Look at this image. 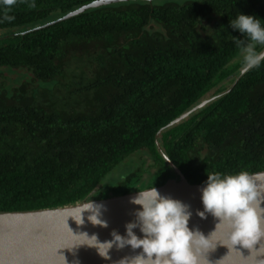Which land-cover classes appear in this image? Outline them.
Returning a JSON list of instances; mask_svg holds the SVG:
<instances>
[{
    "label": "trees",
    "instance_id": "trees-1",
    "mask_svg": "<svg viewBox=\"0 0 264 264\" xmlns=\"http://www.w3.org/2000/svg\"><path fill=\"white\" fill-rule=\"evenodd\" d=\"M92 1L0 0V213L177 177L158 132L240 75L230 20H264V0H132L48 24ZM158 139L192 183L264 170V63Z\"/></svg>",
    "mask_w": 264,
    "mask_h": 264
},
{
    "label": "clouds",
    "instance_id": "clouds-1",
    "mask_svg": "<svg viewBox=\"0 0 264 264\" xmlns=\"http://www.w3.org/2000/svg\"><path fill=\"white\" fill-rule=\"evenodd\" d=\"M6 2L11 4L13 0ZM230 27L243 35L242 39L234 40L243 56L242 71L246 73L260 67L264 63V51H258L257 46H264V20L240 12L230 20ZM201 201L203 210H197L196 214L202 219L211 214L219 220L208 236L189 227L192 211L188 204L162 196L154 186L139 191L131 199L132 204L141 207L135 210L134 220L125 224L123 235L113 230L110 240L101 241L95 233L73 234L67 226L77 241L73 246L94 248L104 260H111L110 252L114 247L117 250L127 246L133 250L142 249L139 254L122 257L114 264H210L207 253L214 251L217 243L230 244L232 250L235 245H241L255 255L264 253V171L207 174ZM103 209L102 204L90 199L75 210L77 215L69 216L83 225V214L88 212L87 220L93 226L107 228L108 222L102 218ZM220 228L225 232L217 236ZM134 229H139L142 237Z\"/></svg>",
    "mask_w": 264,
    "mask_h": 264
},
{
    "label": "water",
    "instance_id": "water-1",
    "mask_svg": "<svg viewBox=\"0 0 264 264\" xmlns=\"http://www.w3.org/2000/svg\"><path fill=\"white\" fill-rule=\"evenodd\" d=\"M126 1L132 0H94L48 24L68 19L92 7ZM246 73L241 69L240 75L229 89L223 93L202 100L199 104L160 129L157 134L156 142L158 148L166 161L174 169L177 177H171L166 183L154 187L162 196L178 199L188 204L192 211L189 227L199 229L205 236H208L215 230L219 220L211 214H206L205 219H202L196 214L197 210H203L201 189L204 184L190 182L183 171L166 154L158 138L163 130L181 122L214 99L229 93L239 79ZM151 188L139 191L143 192ZM139 191L107 198L91 199L93 203L104 206L102 218L108 222L107 228L93 226L87 220V216L90 214L88 212L83 214L85 219L83 225H78L75 219L69 216L77 215L75 210L89 200L72 205L40 210L0 213V264H114L115 261H118L122 257H131L139 254L142 249L133 250L130 246H127L122 250H117L114 247L110 252L111 260H104L97 254L94 248H89L86 245L71 247L77 241L69 230L70 228L73 234L87 232L91 235L95 233L101 241L110 240L113 230H117L122 235L125 234V224L134 220L135 210L141 207L130 202L133 197L138 195ZM134 231L138 236L142 237L139 229H134ZM224 232V228L218 229L217 236H221ZM222 239L226 240V236H223ZM255 247L259 248V244ZM234 249L238 251L232 250L230 244L227 246L217 243L215 250L207 253V258L210 264H264V253L259 255L251 254L252 250L243 248L241 245H235Z\"/></svg>",
    "mask_w": 264,
    "mask_h": 264
},
{
    "label": "rangeland",
    "instance_id": "rangeland-1",
    "mask_svg": "<svg viewBox=\"0 0 264 264\" xmlns=\"http://www.w3.org/2000/svg\"><path fill=\"white\" fill-rule=\"evenodd\" d=\"M134 156H137V155H134ZM148 164H149V162L146 163V165H148ZM117 173H118V169L114 170L110 175L115 176V175H117Z\"/></svg>",
    "mask_w": 264,
    "mask_h": 264
},
{
    "label": "snow or ice",
    "instance_id": "snow-or-ice-1",
    "mask_svg": "<svg viewBox=\"0 0 264 264\" xmlns=\"http://www.w3.org/2000/svg\"><path fill=\"white\" fill-rule=\"evenodd\" d=\"M61 239H63V237H61ZM74 244V243H73ZM73 244L71 245V247L73 246ZM63 248H65V247H63ZM57 249H60V248H57Z\"/></svg>",
    "mask_w": 264,
    "mask_h": 264
}]
</instances>
